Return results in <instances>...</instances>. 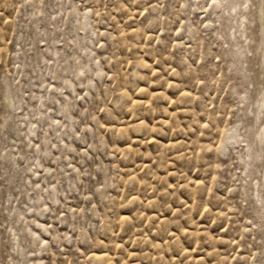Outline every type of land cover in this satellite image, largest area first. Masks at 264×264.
Masks as SVG:
<instances>
[{
	"label": "rangeland",
	"instance_id": "rangeland-1",
	"mask_svg": "<svg viewBox=\"0 0 264 264\" xmlns=\"http://www.w3.org/2000/svg\"><path fill=\"white\" fill-rule=\"evenodd\" d=\"M261 0H0V264H264Z\"/></svg>",
	"mask_w": 264,
	"mask_h": 264
},
{
	"label": "bare ground",
	"instance_id": "bare-ground-1",
	"mask_svg": "<svg viewBox=\"0 0 264 264\" xmlns=\"http://www.w3.org/2000/svg\"><path fill=\"white\" fill-rule=\"evenodd\" d=\"M260 8H261V26H262V29H261V32L263 34V37H264V0H261V5H260ZM264 42V40H263ZM264 44V43H263Z\"/></svg>",
	"mask_w": 264,
	"mask_h": 264
}]
</instances>
